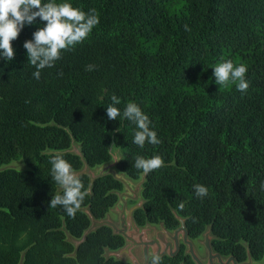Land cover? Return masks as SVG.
Masks as SVG:
<instances>
[{"label": "trees", "instance_id": "16d2710c", "mask_svg": "<svg viewBox=\"0 0 264 264\" xmlns=\"http://www.w3.org/2000/svg\"><path fill=\"white\" fill-rule=\"evenodd\" d=\"M47 2V0H44ZM61 2V0H57ZM99 24L82 43L33 77L23 44L46 22L26 25L12 42L15 57L0 60V264H130L106 259L125 240L109 228L75 245L95 220H105L124 187L112 177L95 183L75 218L49 207L60 192L50 160L60 154L76 172L81 158L97 169L122 157L117 171L139 183L135 157L160 155L164 166L147 174L139 226L180 227L192 239L211 227L214 250L243 263L264 260V0H68ZM247 66L250 87L216 85L213 68L224 60ZM95 65L94 71L86 66ZM62 73V75H61ZM116 95L121 116L106 108ZM128 102L149 116L160 144L134 140L123 118ZM22 161L27 169L4 168ZM87 192L90 180L82 176ZM209 189L198 198L193 185ZM185 202V208L178 205ZM195 221V222H194ZM66 228V232L63 230ZM193 264L163 258L162 264Z\"/></svg>", "mask_w": 264, "mask_h": 264}, {"label": "clouds", "instance_id": "9594fccd", "mask_svg": "<svg viewBox=\"0 0 264 264\" xmlns=\"http://www.w3.org/2000/svg\"><path fill=\"white\" fill-rule=\"evenodd\" d=\"M37 18L46 23L33 33L31 40L23 44L28 63L36 69L32 74L36 80L40 79L41 70L54 67L62 58L63 52L82 43L99 24L95 9L85 12L68 0H0V60L11 62L14 59L15 49L12 42L18 39L26 25H32ZM95 67L89 64L85 70L94 71ZM213 70L216 85L227 87L235 84L237 90L242 93L250 87V82L245 78L248 68L244 64L237 65L227 59L218 63ZM111 100L112 104L106 108V114L109 120H117V117L121 116V110L117 107L121 100L116 95H113ZM122 116L136 126L133 142L137 146L143 148L146 143H161L157 132L151 126L149 116L135 102L125 105ZM113 146H116L115 143ZM50 164L51 177L61 187L62 194L53 196L49 207L62 206L69 217L75 218L88 192L72 164L62 155H54ZM163 166L164 160L160 155L150 158L142 155L135 157L134 167L142 170L145 175ZM261 186L264 187V183ZM193 188L198 198L202 199L209 194V189L202 184H194ZM178 207L183 210L185 202H180ZM148 264H162L161 255H150Z\"/></svg>", "mask_w": 264, "mask_h": 264}, {"label": "water", "instance_id": "95a60500", "mask_svg": "<svg viewBox=\"0 0 264 264\" xmlns=\"http://www.w3.org/2000/svg\"><path fill=\"white\" fill-rule=\"evenodd\" d=\"M69 153L80 157L84 163L83 170L77 173L80 177L87 176L89 178L90 189L88 194L92 193V189L97 181L108 177H112L124 187V193L119 195V202L112 210V214L118 217V222L112 220L110 216L105 220L98 221L92 217L89 208L82 210L83 213L90 217L91 227L81 240L76 241L69 238L75 245V254L91 234L106 227L113 231L114 236L122 237L125 240V246L121 250L117 252H110L107 250V260L115 259L117 261L129 262L130 264H148V258L152 254H160L162 259L165 257L175 259L180 254V243L183 241L188 247L187 255L192 257L195 264H239L233 257L224 259L221 255L214 252L212 242L216 240V238L212 235L211 227H209L205 233V242L203 243L208 252V259L202 261L190 240L186 228L187 221L185 219H181L176 215L181 226L174 232H169L164 225H160V230H157L152 225H147L145 227L139 226L135 220V214L142 210L145 204L142 192L146 183L147 175L143 174L142 180L139 183H135L125 175L118 173L117 167L119 166L122 157L113 147L110 149V154L113 159L112 162L97 169L90 168L85 162L80 146L75 142H73L72 149ZM61 191L62 189L60 188V192ZM130 202L135 203L136 206L129 209ZM63 230L66 232V228ZM243 264H264V261L263 263L255 262L250 253H248V261Z\"/></svg>", "mask_w": 264, "mask_h": 264}, {"label": "flooded vegetation", "instance_id": "af4514ba", "mask_svg": "<svg viewBox=\"0 0 264 264\" xmlns=\"http://www.w3.org/2000/svg\"><path fill=\"white\" fill-rule=\"evenodd\" d=\"M134 206H136V204L135 203H129V209H131V208H133ZM117 219H118V217H117ZM180 226H181V224H180ZM153 227H155L157 230H160V225H158V226H153ZM180 228V227H179ZM178 228V229H179ZM187 228V227H186ZM177 229V230H178ZM208 230V229H207ZM207 230H206V232H207ZM169 231V230H168ZM176 231V230H175ZM188 231V230H187ZM169 232H171V231H169ZM172 232H174V231H172ZM206 232H204L203 234H202V236H200L198 239H192L191 237H190V234H189V237H190V240L192 241V243H193V245H194V248H195V250H196V252H197V254H198V256H199V258L202 260V261H206L207 259H208V252H207V249H206V247L203 245V243L205 242V237H204V235H205V233ZM189 233V232H188ZM197 242V243H196ZM214 242H215V240L212 242V246H213V244H214ZM197 244L199 245V246H201V247H203V249H204V251H205V255L204 256H202L200 253H199V251H198V248H197ZM180 248H181V251H180V254H179V256L178 257H180L181 256V254H182V252H183V254H184V257H186V258H190L191 259V261H192V263L193 264H195V262L193 261V259H192V257L190 256V255H187V252H188V247L184 244V242L183 241H181V243H180ZM213 250H214V246H213ZM214 252L215 253H217L215 250H214ZM217 254H219V253H217ZM219 255H221V254H219ZM222 256V255H221ZM177 257V258H178ZM224 259H228L229 257H224V256H222ZM231 257V256H230ZM165 258H167V257H165ZM234 258V257H233ZM176 259V258H175ZM237 261V260H236ZM247 261H248V259H247ZM247 261H245V262H243V263H246ZM264 261V260H263ZM263 261L261 262V263H263ZM238 262V261H237ZM256 262V261H255ZM239 264H243V263H240V262H238ZM181 264H186L185 262H182Z\"/></svg>", "mask_w": 264, "mask_h": 264}, {"label": "rangeland", "instance_id": "374dc122", "mask_svg": "<svg viewBox=\"0 0 264 264\" xmlns=\"http://www.w3.org/2000/svg\"><path fill=\"white\" fill-rule=\"evenodd\" d=\"M4 168H14V169H17V170H25V169H27V166L22 161H19V162H12L11 164H9L8 166H6ZM109 216L112 218V220H114L115 222H118V219H117L116 215L111 213ZM197 248H198L199 253L202 256H204L205 255V251H204L203 247H201V246H199L197 244Z\"/></svg>", "mask_w": 264, "mask_h": 264}]
</instances>
